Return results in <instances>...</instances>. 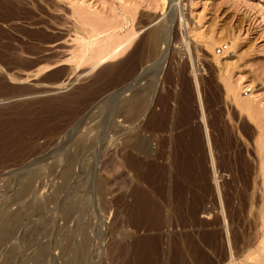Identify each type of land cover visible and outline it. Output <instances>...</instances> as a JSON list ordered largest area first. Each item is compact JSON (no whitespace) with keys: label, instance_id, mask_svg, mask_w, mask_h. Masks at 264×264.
Instances as JSON below:
<instances>
[{"label":"rangeland","instance_id":"obj_1","mask_svg":"<svg viewBox=\"0 0 264 264\" xmlns=\"http://www.w3.org/2000/svg\"><path fill=\"white\" fill-rule=\"evenodd\" d=\"M170 5L171 0H0V214L18 209L9 204L12 196L39 169L31 181L38 197L60 189L53 201H42L39 212L30 207L32 215L1 246L0 254L15 247V264L34 262L37 247L23 238L27 227L47 219L50 231L36 234L41 244H49L46 264H70L60 254L66 242L59 232L72 231L78 218L83 224L74 240L84 234L89 239L83 264H245L256 248L236 255L230 232L242 239L252 192L260 223L264 0H179L156 55L149 50L147 35L170 17ZM131 32L141 34L115 60L90 71L97 49L73 72L75 33H102L97 37L101 43ZM222 43L229 47L217 53ZM36 58L60 65L24 76ZM155 72L146 111L140 115V108L126 116L133 126L123 116L108 122V110L90 119L94 107L121 86L139 90ZM68 75L74 80L70 85L55 86ZM228 85L262 112L259 125L239 114ZM80 122L85 128L81 132L90 129V138L64 184L54 163L74 154L70 141ZM139 128L147 142L134 149L132 142L125 144V135ZM97 131L98 143L90 140ZM225 194L232 214L229 226ZM28 195L24 200L35 205L32 193ZM239 196L246 200L242 213ZM74 198H82L81 205L64 217L66 202Z\"/></svg>","mask_w":264,"mask_h":264},{"label":"bare ground","instance_id":"obj_2","mask_svg":"<svg viewBox=\"0 0 264 264\" xmlns=\"http://www.w3.org/2000/svg\"><path fill=\"white\" fill-rule=\"evenodd\" d=\"M177 6L179 8V0H171L170 8H172V11L170 12V17H168V19H166V20L157 22L154 26H152V28H150L151 30L149 31L146 40H147V44H150L149 50L155 51L156 55L158 54L159 47H160V44L162 42L161 41L162 35L168 34L169 26L173 21L172 19L176 18V15H177L176 13H177V11H179ZM170 18H171V20H170ZM179 20H180V17H179ZM156 21H157V19L155 18L151 21L150 24H152ZM181 21H184V24H186L185 23L186 19H183ZM175 22H176V20H175ZM182 24H179V25L182 26ZM140 34L141 33H138V32H135V33L131 32V33H128L127 35H125L124 37L117 39V41L114 38L108 36V37H105V39H103L101 41V43H99L97 37L101 36L102 33H97L95 35H89V36H85V37H82V36L75 33L73 40L77 42L78 54H77V61L75 62V67L73 68V72H76L78 67L85 62L86 58L89 57L90 52L96 51L97 49H98L97 50L98 52L94 56L91 57L92 64H91L90 71L98 68L99 66H101L105 63H108L110 61L115 60L117 57H119V55L122 53V51L125 49V47L132 40L138 38ZM166 38H164L165 41H166ZM182 42L185 43L186 49L188 50L189 44H188V42L186 43L184 36H182ZM213 42L211 43V45H213ZM227 47H229V46H226V48ZM187 50H183V51H187ZM163 55H164V53H163ZM163 57H162V59H163ZM162 59H161V62H162ZM161 62H159V63L161 64ZM58 65H60V64H58ZM159 67H162V66H159ZM51 68H54V67H51V65H50V68H48V69L45 68L44 72L51 70ZM157 74L155 72V74H153V76H152L153 78L151 79V82H148V84H146L144 87H140L139 90H135V91L130 92L128 90L130 88V87L128 88V85H126V87H125V85L123 87L121 86V88L119 90H117L114 93H112L111 95H109L107 99H104L98 107H94L95 111L91 110L92 111L91 115H89V117H91L90 119L94 120V118L96 119V117H99V116L101 117V114L104 113V111H106V110H108V115H109V117L107 118L109 120L108 122H110L112 124L114 123L112 121H114L116 118H120L119 116H123L122 121L127 122L128 118L126 116L130 113H134V112L137 113L136 111L140 108H144L143 111L141 110L142 113L140 114V115H143L144 112L146 111V108L149 105V102H150L149 101L150 93L152 94V91H154V87H155L154 86V79L156 78ZM72 79H73L72 76L68 75L63 81L57 83L55 86L58 88L66 87V86L70 85L71 82L74 81ZM43 84H45V83H42V85ZM232 85H233V83H232ZM227 91L232 94L233 101L236 103L237 108L239 109V114H240V112L243 114H246L247 118H249L252 122H254L258 125L263 121V117H261L262 112H261V114L259 112H256V109H254L250 103L252 101L249 102V101L245 100V98H244L245 101H243L242 99H239L237 97L238 93L237 94L235 93V91L231 85H228ZM125 93H129V95L125 97V95H124ZM116 96L118 97L117 101L112 102L111 99L115 100ZM122 97H124V98H122ZM118 100H120V101H118ZM82 104H84V103H82ZM82 124H83V122H80V124L77 126V129H75L76 132H74V134L72 135L73 138L70 141V144H71L70 146L73 147L74 151H75L74 154L66 153L64 158H63L64 161L63 160L55 161V163H54V166L55 165L60 166L59 171H60V175H61V178H62V181L64 184H67L68 180H70L69 178L71 176L72 165L80 159V156L83 153L84 148H86L85 141L90 138V136H88L90 129H88L84 132H81L82 129L85 130V128H83ZM126 124H127V126H130L132 123L127 122ZM133 125H131V126H133ZM116 127L117 126L114 125L113 130ZM129 129H131V128H129ZM116 130H118V129H115V131ZM130 131H132V129ZM122 134H126V133L122 131ZM100 135L101 134L97 131L91 135L90 140L94 141L95 139H98L97 140V143H98L100 140ZM263 135H264V133H263ZM125 141H126V143H125L126 145L129 144V143H127V141L132 142L131 147H133L134 149L135 148L138 149V148L146 146V142H147V141L144 142V140L142 139L140 128L138 130H136L135 132L130 133L129 135L126 134L125 135ZM62 161H63V165H62ZM131 163H132V161H131ZM261 170L263 171V177H264V165L262 166ZM41 171L42 170L39 169L35 174L32 173V174H34V176H31L32 175L31 174L30 177H32V178H30L28 181H26L25 184L16 192V194L14 196H12L13 198L11 199L9 204H17L18 209L17 210L15 209L14 212H12L11 209L6 210V212H5L4 211L5 209H4L3 210L4 214L1 212L2 215L0 214L1 215L0 216V248L5 243L7 238L11 237L14 234V232L16 233V231H18L17 229H18L19 225L21 224L22 220L26 219V218L28 219V217L30 215H32L33 212L29 211L30 207L33 208V210H35V209H36V211L38 210V212H39L40 209L42 208L41 207L42 201H44V200H48L49 202L53 201L56 198L58 192H60L59 191L60 189L56 190L54 192L51 191L49 196L46 195L47 198H41V197H38L36 195L35 191L33 190L32 186H31V183H32L31 181L33 178L38 177L39 174L41 173ZM22 182H24V181H22ZM30 193H32L33 200H34V201L32 200V203H35V205L34 204L31 205V202L25 201L27 199L25 196H27ZM254 194H255V192H252L250 197H249V200H248V204L250 206L248 216H249L250 220L247 221L245 224L246 230L241 229L240 233L243 237L241 240H238V239H236L237 235L235 236V234L232 233L233 231L230 232V234H231L230 236L232 238L231 239V247L235 250L234 253L236 255H238V254H242L246 250L256 246L254 251L247 254L246 257L244 256L245 257L244 263L245 264H264V188H263V191L261 193L262 194V197H261L262 198V206L259 208L260 223L258 221V218L256 219V217H255V210L256 209H255V201H254L255 196H254ZM226 196H227V194H225L224 197H226ZM24 197L26 198L25 200H24ZM28 197H29V195H28ZM30 197H31V195H30ZM243 198H241V196H239V199H238L239 200L238 206L240 207L241 213L243 211L244 204L246 203V200ZM81 201H82V198H79V199L74 198L73 200L71 199L68 203L66 202V205L64 204L65 206L63 209V213H62L64 215V217L70 216L74 212L75 208L77 209L78 204H80ZM46 202L47 201H45V203ZM225 205L227 208L226 209L227 216L225 218V224L227 223L229 226L230 223L232 222V214H231L230 209H229L230 207H229V201H228L227 197L225 199ZM205 214H206L205 217L209 216V213L206 212ZM81 219L82 218H78V220L75 222L76 224L74 225L75 228L73 227L74 229L73 230L71 229L72 231H68L69 228H66L67 230L61 228L62 229L61 232L58 231L61 234L60 237L62 238V240H64L66 242L62 248L60 247L61 248L60 254H61V256L66 255V257H64V258L68 259L69 262L68 261H66V262L70 263V264H83L84 261L87 259V256H88L87 251H88L89 239L87 238V236H84L85 234L84 235L82 234L83 236L79 240H77V241L74 240L75 232H77L78 227H80V225L83 224L82 223L83 221ZM50 225L51 224H50V221H48V219L41 221L37 226H34V225L30 226L29 225L30 227H27L28 231L26 233V236L23 235L24 236L23 240H25V242H27V244L29 246H36L37 247L36 248L37 254L35 255V252H34L35 256L33 257L32 261H34V262H32V264H46L49 260L47 257L48 260H47V262L45 261V257L47 255V252H49V249H46V248L49 247V244L47 243L48 247L44 244H41L42 242L40 243L41 240L36 238V234H39V237H40V234L42 236L47 234V232L50 231L49 230L51 227ZM52 225H54V222ZM258 226L260 227L259 229H258ZM25 227H26V225H25ZM24 231H26V230L24 229L23 232ZM14 236H13V238H15ZM20 236H21V234H20ZM19 244H20V242H19ZM45 244H46V242H45ZM16 252L17 251H16L15 247L10 246L9 249L6 250L5 253L3 252V254H0V264H15L16 260H18V259H16V257H17ZM232 258H230V259H232ZM31 259L32 258H30L28 260H31ZM231 262L233 263V261L230 260L228 264H231Z\"/></svg>","mask_w":264,"mask_h":264},{"label":"crops","instance_id":"obj_3","mask_svg":"<svg viewBox=\"0 0 264 264\" xmlns=\"http://www.w3.org/2000/svg\"><path fill=\"white\" fill-rule=\"evenodd\" d=\"M37 59V58H36ZM55 62L52 63H44L42 62V60L37 59L33 62V66L31 69L24 71L23 74H25L24 76H35L41 73H44V71L42 70L44 66L47 65H51V67H58L59 65ZM60 62V61H59ZM57 64V65H56ZM62 65V64H61ZM52 69V68H51Z\"/></svg>","mask_w":264,"mask_h":264},{"label":"built area","instance_id":"obj_4","mask_svg":"<svg viewBox=\"0 0 264 264\" xmlns=\"http://www.w3.org/2000/svg\"><path fill=\"white\" fill-rule=\"evenodd\" d=\"M226 48V45L225 44H220L218 47H217V53H222L224 51V49Z\"/></svg>","mask_w":264,"mask_h":264}]
</instances>
